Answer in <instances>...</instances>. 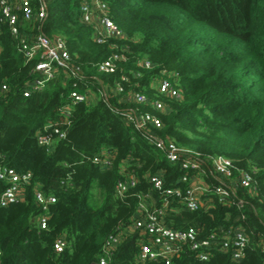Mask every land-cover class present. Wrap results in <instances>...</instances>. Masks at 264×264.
Listing matches in <instances>:
<instances>
[{
	"label": "trees",
	"instance_id": "16d2710c",
	"mask_svg": "<svg viewBox=\"0 0 264 264\" xmlns=\"http://www.w3.org/2000/svg\"><path fill=\"white\" fill-rule=\"evenodd\" d=\"M102 1L124 37L97 42L94 27L82 20L81 0H31L36 14L41 4L46 14L30 21L20 17L22 33L62 36L80 72L73 77L60 71L30 96L23 92L35 62L25 60L18 39L0 22V166L33 174L23 200L0 206V264H97L109 236L128 227L137 211L130 193L154 192L148 175L160 173L166 187L182 185V166L169 162L121 114L137 106L122 95L136 91L164 100L166 109L156 112L161 136L204 156L232 158L257 180L255 191L239 187L236 201L209 194L190 211L176 199L165 216L169 226H195L202 237L242 226L250 238L243 258L215 249L200 260L184 246L172 264H264V0ZM114 54L121 55L115 72L100 71L99 64ZM145 59L151 68L143 66ZM163 72L179 88V99L158 95ZM117 84L124 93L116 94ZM101 88L108 91L106 101ZM76 89L99 97L74 103L70 94ZM65 108L71 112L66 135L49 147L39 145L37 136L49 122L66 128ZM103 151L116 155L111 168L91 160ZM131 175L137 185L121 199L115 186ZM6 186L0 180V195ZM36 189L57 200L45 229L38 223L43 210ZM58 238L66 241L60 253L54 248ZM140 238L137 231L125 234L109 264H165L138 259Z\"/></svg>",
	"mask_w": 264,
	"mask_h": 264
},
{
	"label": "built area",
	"instance_id": "2783aa9c",
	"mask_svg": "<svg viewBox=\"0 0 264 264\" xmlns=\"http://www.w3.org/2000/svg\"><path fill=\"white\" fill-rule=\"evenodd\" d=\"M82 20L92 25L95 30V39L99 43H105L110 38H122L124 31L114 22L110 15V9L102 0H81L80 4ZM45 5L41 4L38 14L34 12L31 0H0V22L7 23L10 32L18 39L19 51L28 62H35L34 77L26 84L24 96H30L33 91L45 86L47 81L53 79L60 71L66 76H78L80 68L74 64L71 53L65 39L56 35L47 36L40 32L34 37L22 33L20 17L23 20H33L37 16L45 17ZM1 51V48H0ZM121 59L120 54H114L99 64V70L105 73L115 72L116 62ZM143 66L151 68L153 63L147 59ZM158 95L168 99H179L181 92L176 83L167 72H163L156 84ZM2 90H8L6 84ZM116 94L124 93L122 84L115 87ZM74 103L91 102L99 96L105 101L108 99V91L99 89V96L90 89L86 91L73 90L70 94ZM122 101L135 103L137 106L128 107L121 114L125 120L134 126L156 149L162 152L165 158L173 163H179L186 171L180 178L179 186L166 187L164 178L160 173L148 175L153 186V191L132 192L137 204V211L131 217L130 225L115 234H111L106 242L105 255L97 264H109L108 256L112 250L120 244L125 234L133 231L139 233L140 253L138 259L163 260L165 264H172L173 258L183 251L184 246H189L196 252L200 260H207L215 249L231 251L235 260L244 257L245 249L249 243V235L242 226L233 227L224 234L213 232L208 237L200 236V230L195 226L186 229L173 228L165 222L168 209L176 199H180L186 209L196 211L203 202V197L209 194L217 195L221 202L237 200V189L246 188L250 191L257 189V180L253 173L225 155L204 156L201 152L180 146L170 138L159 134L163 128V122L156 112L164 111L166 104L161 98H149L141 92H128L122 95ZM139 105H148L153 111L144 110ZM64 124L66 128L46 124L37 136L39 145L49 147L54 138L64 137L71 123V112L68 108L63 110ZM115 153L103 151L94 155L91 160L102 168H111L114 164ZM33 174L31 171L20 173L15 168L0 166V180L7 183L0 195V206H7L25 198V185L31 183ZM137 185L134 175L126 179H120L116 186V194L123 199L128 196V191ZM34 198L43 210L38 218L39 227H48V211L50 204L55 203L56 196L47 194L41 189H36ZM238 204H242L239 200ZM66 247V241L58 238L54 243L55 250L60 253ZM264 249V248H263Z\"/></svg>",
	"mask_w": 264,
	"mask_h": 264
}]
</instances>
